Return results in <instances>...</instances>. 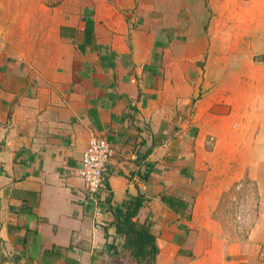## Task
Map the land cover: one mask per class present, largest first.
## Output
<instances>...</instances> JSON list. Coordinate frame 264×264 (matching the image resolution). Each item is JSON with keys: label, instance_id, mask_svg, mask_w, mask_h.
Here are the masks:
<instances>
[{"label": "crops", "instance_id": "obj_1", "mask_svg": "<svg viewBox=\"0 0 264 264\" xmlns=\"http://www.w3.org/2000/svg\"><path fill=\"white\" fill-rule=\"evenodd\" d=\"M243 179L230 242L213 216ZM136 197L153 264H264V0H0V264H134L112 210Z\"/></svg>", "mask_w": 264, "mask_h": 264}, {"label": "rangeland", "instance_id": "obj_2", "mask_svg": "<svg viewBox=\"0 0 264 264\" xmlns=\"http://www.w3.org/2000/svg\"><path fill=\"white\" fill-rule=\"evenodd\" d=\"M257 193L256 184L243 179L222 195L213 217L224 240L240 242L247 238L257 216Z\"/></svg>", "mask_w": 264, "mask_h": 264}, {"label": "trees", "instance_id": "obj_3", "mask_svg": "<svg viewBox=\"0 0 264 264\" xmlns=\"http://www.w3.org/2000/svg\"><path fill=\"white\" fill-rule=\"evenodd\" d=\"M142 200L136 197L133 201L123 203L120 208L113 209V227L115 234L123 238L121 248L128 252L129 259L134 264H153L157 252L153 235L149 232L146 224H138L132 219L137 214ZM171 207L172 201H164ZM107 250H112V255H116L113 247L106 246Z\"/></svg>", "mask_w": 264, "mask_h": 264}, {"label": "built area", "instance_id": "obj_4", "mask_svg": "<svg viewBox=\"0 0 264 264\" xmlns=\"http://www.w3.org/2000/svg\"><path fill=\"white\" fill-rule=\"evenodd\" d=\"M110 157L108 143L101 138H92L81 153L77 176L83 183L88 196L103 188V174Z\"/></svg>", "mask_w": 264, "mask_h": 264}, {"label": "water", "instance_id": "obj_5", "mask_svg": "<svg viewBox=\"0 0 264 264\" xmlns=\"http://www.w3.org/2000/svg\"><path fill=\"white\" fill-rule=\"evenodd\" d=\"M10 264H13V263H10Z\"/></svg>", "mask_w": 264, "mask_h": 264}]
</instances>
